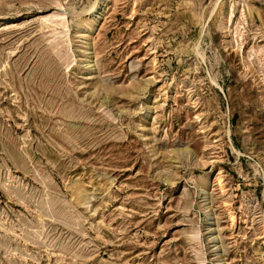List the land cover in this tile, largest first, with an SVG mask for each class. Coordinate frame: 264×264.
<instances>
[{"label":"rangeland","instance_id":"374dc122","mask_svg":"<svg viewBox=\"0 0 264 264\" xmlns=\"http://www.w3.org/2000/svg\"><path fill=\"white\" fill-rule=\"evenodd\" d=\"M0 264H264V0H0Z\"/></svg>","mask_w":264,"mask_h":264},{"label":"bare ground","instance_id":"6f19581e","mask_svg":"<svg viewBox=\"0 0 264 264\" xmlns=\"http://www.w3.org/2000/svg\"><path fill=\"white\" fill-rule=\"evenodd\" d=\"M104 3V2H103ZM105 4V3H104ZM93 9V8H92ZM59 53V52H58ZM66 53V52H65Z\"/></svg>","mask_w":264,"mask_h":264}]
</instances>
